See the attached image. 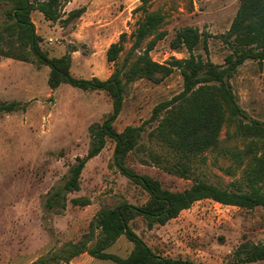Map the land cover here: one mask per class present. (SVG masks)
<instances>
[{
    "label": "rangeland",
    "instance_id": "1",
    "mask_svg": "<svg viewBox=\"0 0 264 264\" xmlns=\"http://www.w3.org/2000/svg\"><path fill=\"white\" fill-rule=\"evenodd\" d=\"M239 4L240 0H152L148 10L163 16L156 33L165 31L166 35L158 40L151 57L163 64L188 57L185 48L174 49L172 42L180 29L193 26L210 34L209 52L200 43L195 53L223 63L230 48L222 34L229 29ZM10 5L0 0V24L4 21V10ZM140 5V0H67L62 20H48L38 10L31 13V19L42 38L40 45L49 56L71 55L73 76L106 79L123 66L131 49V34L146 14ZM78 8L85 11L64 22ZM123 32L128 36L125 49L117 61H109L107 49ZM1 48H8L5 41H0ZM134 59L135 55L130 56V61ZM49 74L47 65L38 66L36 62L0 54V100H17L21 107L27 105L25 110L0 113V264H31L40 257L53 262L66 243L76 242L89 232L90 223L101 209L124 200L142 205L149 199L140 184L115 166V141L108 138L101 153L86 163L80 189L65 192V206L59 203L48 207V198L64 185L77 156L87 154L91 140L89 126L102 122L113 111V100L107 91L83 90L65 82L51 88ZM230 83L238 103L249 116L246 120L264 121V61H245ZM183 87L179 68L159 83L148 78L131 82L114 126L122 131L127 125H141L159 102L180 93ZM145 126L140 140L144 147L127 159L138 173L159 179L164 188L173 191L183 190L197 179L223 187L241 184L248 188L243 165L239 166V159L232 155L246 147L247 141L235 136L234 126H223L219 146L205 152V160L190 162L191 176L165 169L174 160L165 146L149 137L157 122ZM151 150L161 154V161L149 156ZM77 198L82 200L77 202ZM131 223L156 253L187 258L195 264H236L234 252L238 246L247 241L264 242L263 206L248 209L202 199L165 224L150 228L141 217ZM98 232L97 229L90 243L96 241ZM133 247L134 243L122 235L106 250L125 257ZM63 264L116 263L82 253ZM246 264H264V260Z\"/></svg>",
    "mask_w": 264,
    "mask_h": 264
},
{
    "label": "trees",
    "instance_id": "2",
    "mask_svg": "<svg viewBox=\"0 0 264 264\" xmlns=\"http://www.w3.org/2000/svg\"><path fill=\"white\" fill-rule=\"evenodd\" d=\"M11 3L4 12V21L0 24V41H5L8 48H1L0 54L26 62H36L38 66L50 67L48 83L56 88L61 83H69L83 90H105L113 100V111L102 122L89 126L90 147L85 156H77L70 166V172L64 185L50 195L47 205L50 208L61 203L65 206V192L80 189V181L86 163L99 155L107 144L108 138L115 141L114 164L119 171L140 184L149 194V199L142 205H135L126 200L114 207L101 209L90 223V230L80 240L68 242L62 253L48 262L40 257L31 264H63L74 257L88 253L101 259L113 260L116 264H195L187 258H174L156 253L132 226V220L144 218L152 228L154 224H165L177 217L181 211L202 199H213L223 204L236 205L253 209L264 207V121L249 119L248 114L238 103L230 79L238 68L247 60L264 61V0H240L239 7L229 29L222 34L230 53L223 63H216L195 53L202 43L209 52L208 38L197 27L186 26L180 29L172 42L174 49L185 48L189 56L183 59H172L168 64L159 63L150 55L158 40L163 39L165 31L157 32L163 22L158 11L148 10L152 0H140L139 8L146 11L145 17L138 22L131 34L132 46L121 68L116 69L108 78L98 76L78 78L70 69L72 57L69 53L62 56H49L40 45L41 36L36 31L31 19L34 10L42 12L46 19L62 20L63 6L67 0H1ZM84 8L71 11L64 22L79 17ZM153 36L145 46V40ZM128 40L126 32L110 44L107 59L117 61L125 49ZM140 51L139 53H137ZM30 52L33 57L28 55ZM135 59L130 61V56ZM179 68L184 79L183 90L170 99L159 102L151 117L141 125H127L122 131L114 126L121 113L127 86L139 79L148 78L156 83ZM20 101L0 100V113H10L26 109ZM157 122L149 133L151 140H156L167 148L168 155L174 160L165 169L181 175L193 174L192 164L195 160H205L208 150L216 149L220 143V134L225 124L235 127V136L246 140V147L232 155L243 165V176L248 188L241 184L233 188L223 187L206 180L197 179L189 187L173 191L162 186L159 179L138 173L128 165L132 152L141 150L140 143L146 123ZM149 156L156 162L163 158L156 151H149ZM80 202L82 199H75ZM87 204L89 200L85 201ZM97 233V239L90 243ZM122 235L134 243L129 255L123 257L106 249ZM236 264H246L264 260V242H244L234 252Z\"/></svg>",
    "mask_w": 264,
    "mask_h": 264
}]
</instances>
